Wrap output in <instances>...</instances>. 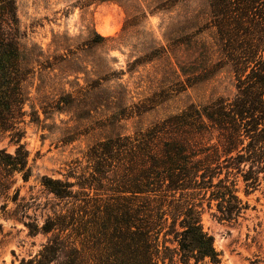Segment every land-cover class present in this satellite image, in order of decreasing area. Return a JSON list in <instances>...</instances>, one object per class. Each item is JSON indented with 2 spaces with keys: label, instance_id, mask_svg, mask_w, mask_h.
<instances>
[{
  "label": "trees",
  "instance_id": "16d2710c",
  "mask_svg": "<svg viewBox=\"0 0 264 264\" xmlns=\"http://www.w3.org/2000/svg\"><path fill=\"white\" fill-rule=\"evenodd\" d=\"M210 2L222 61L235 74L234 98L192 105L133 135L107 136L89 148L82 173L44 176L42 185L63 207L42 225L25 213L8 214L30 236H49L18 264H223L203 215L215 202L216 220L237 222L249 209L238 195L240 182L247 195L264 182V0ZM24 38L17 0H0V138L8 134L17 146L14 153L0 149L3 193L16 175L24 182L33 175L22 142L25 85L41 63ZM71 102L63 96L45 114ZM119 122L103 127L116 129Z\"/></svg>",
  "mask_w": 264,
  "mask_h": 264
},
{
  "label": "rangeland",
  "instance_id": "374dc122",
  "mask_svg": "<svg viewBox=\"0 0 264 264\" xmlns=\"http://www.w3.org/2000/svg\"><path fill=\"white\" fill-rule=\"evenodd\" d=\"M86 1L17 0L23 44L40 55L41 64L25 85L22 142L33 175L28 182L16 175L10 191H0V264H18L47 242L49 236L32 237L23 222L8 216L25 213L42 225L62 209L42 185L44 176L65 180L72 170L80 174L97 141L145 131L192 105L237 93L235 74L222 61L210 0H95L84 6ZM68 94L72 104L45 114ZM107 121L121 122L113 129L103 127ZM16 148L8 134L0 138V149ZM238 195L249 204L243 217L216 220L214 202L204 226L223 264H264V182L249 195L240 182Z\"/></svg>",
  "mask_w": 264,
  "mask_h": 264
},
{
  "label": "bare ground",
  "instance_id": "6f19581e",
  "mask_svg": "<svg viewBox=\"0 0 264 264\" xmlns=\"http://www.w3.org/2000/svg\"><path fill=\"white\" fill-rule=\"evenodd\" d=\"M107 32V31H106Z\"/></svg>",
  "mask_w": 264,
  "mask_h": 264
}]
</instances>
